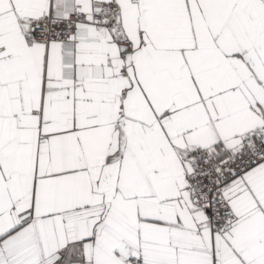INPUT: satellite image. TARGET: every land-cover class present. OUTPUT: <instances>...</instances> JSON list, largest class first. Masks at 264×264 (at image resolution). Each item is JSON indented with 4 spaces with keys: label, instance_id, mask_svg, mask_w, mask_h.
Masks as SVG:
<instances>
[{
    "label": "snow or ice",
    "instance_id": "6c2138e0",
    "mask_svg": "<svg viewBox=\"0 0 264 264\" xmlns=\"http://www.w3.org/2000/svg\"><path fill=\"white\" fill-rule=\"evenodd\" d=\"M0 264H264V0H0Z\"/></svg>",
    "mask_w": 264,
    "mask_h": 264
}]
</instances>
